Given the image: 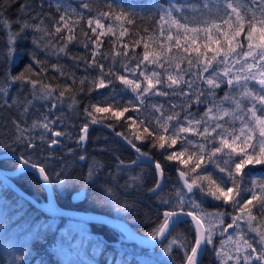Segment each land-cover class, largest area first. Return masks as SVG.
Masks as SVG:
<instances>
[{
    "label": "snow or ice",
    "instance_id": "1",
    "mask_svg": "<svg viewBox=\"0 0 264 264\" xmlns=\"http://www.w3.org/2000/svg\"><path fill=\"white\" fill-rule=\"evenodd\" d=\"M96 2L80 0L72 8L47 0L45 11V0H0L5 33L0 109L16 111L11 142L0 138V146L18 155L20 171L31 169L42 186L63 191L70 184L69 168L61 158L48 170L56 160L53 152L73 139L82 148L92 125L111 128L135 157L126 163L117 156L113 169L104 170L81 151L75 159L87 165L83 184L96 186L105 205L131 212L134 205L121 197L143 190L146 175L133 169L151 166L154 181L147 191L167 210L149 235L154 241L164 238L160 247L170 264H177L173 246L182 254L179 264H202L209 250L219 264H264V0L156 3L140 15L147 26L132 42L123 38L132 34L138 14L119 5L114 10L111 3L93 12L90 4ZM13 5L17 18L6 16ZM29 36L30 63L13 75L17 43ZM105 38L109 48L102 51ZM69 45L83 47L88 58L73 55ZM50 56L57 62L49 64ZM65 57L72 61L67 71L60 63ZM81 64L85 74L78 79L74 70ZM49 71L63 82L50 83ZM101 89H108L103 101L79 111L77 97ZM66 107L84 118L78 135L68 130ZM65 151L72 155L74 149ZM162 161L175 165L177 177L167 192ZM257 167L262 171L253 175ZM213 201L218 203L209 211L205 204ZM184 222L192 226V240L173 234ZM12 264H28L23 251Z\"/></svg>",
    "mask_w": 264,
    "mask_h": 264
},
{
    "label": "trees",
    "instance_id": "2",
    "mask_svg": "<svg viewBox=\"0 0 264 264\" xmlns=\"http://www.w3.org/2000/svg\"><path fill=\"white\" fill-rule=\"evenodd\" d=\"M53 3H55V0H53ZM60 3L70 5L72 8H77L80 0H60ZM108 3H111L113 5L114 10H116V6L119 5L126 10H134L138 14L136 17L137 24L131 26L132 34L123 38L126 42H132L134 39H136V33L140 32L141 29L147 26L146 23L141 22L140 15L150 13L153 9L154 4L156 3H164L165 6H167V0H97L96 3L90 4V7L93 9V12L105 11L107 10ZM44 10L49 11L47 7V0H45ZM51 11L54 13L55 9L53 8ZM6 16L9 18H17L18 13L15 5L6 9ZM31 39V36H29L26 40L19 41L17 43L18 54L16 62L12 67L13 75L19 73L25 67V65L30 63L28 53L33 48ZM145 39H147V37H145ZM4 41L5 33L3 30H0V50L4 49ZM108 48V38H105V44L102 51L107 50ZM69 51L73 55L88 58V54L83 47L69 45ZM41 59H43L42 54ZM56 62L57 58L55 56H50L48 58L49 64ZM60 63L65 66L66 71L69 70L72 65V61L68 60L66 57L61 59ZM3 71L4 65L0 64V73H3ZM74 74L78 79L85 74L83 70V64H81L80 68L74 70ZM91 75L94 76L95 71H91ZM54 76H58V74L52 71H49L47 73V79L50 83L61 84L63 82V78L52 79ZM70 82L71 81H69V83ZM87 87L88 85L86 84L85 88ZM218 91L221 95L223 94V89ZM107 92L108 89H101L99 91L93 90L91 94L85 92L78 96L77 99L79 100V111L82 112L83 108L86 105L95 104L97 100L103 101V96L101 94ZM13 94H15V92ZM34 103L36 108L40 109V111L43 110V108H40L39 102ZM130 114L131 113H129V115ZM15 118V109H0V138L9 139L11 137L13 132V125L11 123V120ZM32 118L35 117L33 116ZM32 118L28 120L29 124H31ZM69 121V132L74 136L78 135L79 128L84 123L83 116L79 114H77L76 116L71 115L69 117ZM106 123L111 124L113 123V121H106ZM122 124L123 121L118 122L117 130H121L119 125ZM108 129L109 128L102 127L100 125H92L89 128L87 141L82 148H77L75 139H73L72 141L68 142L64 148H58L53 152V156L56 157V160L51 164V167L48 170L57 168V166L61 162V158H63L69 168V187L63 191H56L57 202L60 206L66 209L78 210L82 212L101 213L109 215L111 217L123 219L127 221L132 227H134L141 235L145 237H151L149 234L162 221V214L165 210H167V206L161 205L156 199L151 198L150 194L147 191V189L153 184L154 181V171L151 166H149L148 164H142L140 165V167H136L133 169L134 173H139L141 169H143V172L146 175L144 177L145 187H143V190L128 192L125 194V196L121 197L122 199L126 197L130 201V203L134 205L135 210L131 212L118 211L115 206L105 205L100 200V193L96 186L89 187L83 184V178L86 173L87 165L84 163H78L75 159L81 151L86 154L89 162H96L103 165L104 170L113 169V166L116 164L117 156H119V158L126 163L132 161L135 157V153L129 150L128 147H126L120 141L119 137H116L114 133L112 131H109ZM10 142L11 141L9 139V143ZM65 148L74 149L72 155H68L65 151ZM17 151H20V149H18ZM150 151L155 154V158H160V154L156 149H150ZM0 153H13V151L11 148L0 146ZM40 159L42 161L43 157H41ZM162 163L166 165L165 176L167 184L165 187V192H167L168 186L175 185L177 180L176 173L174 171L175 165L170 164L167 161H162ZM0 166L6 170H14L18 166V164L15 159H5L0 161ZM245 171L248 170L245 169ZM260 171H262V169L257 167L253 169L252 174L255 175ZM103 178L106 179V177ZM125 179L126 177L124 175H121L118 178V183L122 185L125 182ZM14 181L25 192L37 199V201L42 202L47 199L45 190L42 186V182L36 177V175L23 173L18 175ZM82 188L84 190H81ZM80 191H83L85 193V198L81 202L74 203L71 197L75 193ZM0 199L6 206H8L9 208L11 207V209H13L15 212H22V215H26L27 218L25 221L31 223V226L43 220L49 221L51 219H54L52 217H49L39 209L33 207L27 200L17 195L9 186L1 182V180ZM216 203L218 202L213 201L210 203H206L205 207L209 211H213L214 205ZM225 207L230 208L231 205L229 204ZM58 220L62 222V225L68 222L67 219ZM30 225H28V227H30ZM86 226L89 227L90 232L93 234L96 240L92 248L95 250L97 249V261H99L98 264H154L148 263L142 259L139 260L138 258L140 257L138 256L140 255L136 252L146 253L148 251L140 248L136 244H129L126 240H124L123 235L116 231V229L98 224H89ZM181 230L183 231V235L186 236L188 240H192L194 238V233L192 232V226L190 223L185 222L181 224L176 229L174 234H179ZM43 231H45L44 239L40 243L36 242L33 244L34 246L32 252L34 255L31 256L30 262L28 264H53L52 255L50 254L49 249L53 247L56 242L58 230L50 227L46 230L43 229L42 232ZM215 239L218 243L221 237H216ZM230 244L231 242H229L226 246L231 247ZM120 247H122V249ZM139 248L141 250H138ZM160 249L161 247H158L153 251L159 252ZM91 251L93 250L90 249V252ZM133 252L135 253V255H133ZM135 256H137V258ZM179 257L181 258V256L179 255L176 256L177 260ZM202 264H219V262L213 255L212 251L209 250L205 254Z\"/></svg>",
    "mask_w": 264,
    "mask_h": 264
},
{
    "label": "rangeland",
    "instance_id": "3",
    "mask_svg": "<svg viewBox=\"0 0 264 264\" xmlns=\"http://www.w3.org/2000/svg\"><path fill=\"white\" fill-rule=\"evenodd\" d=\"M65 109L64 119L66 123H69V117L71 116V114L67 112H70V110H68L67 108ZM44 110L45 109H43L42 111ZM77 193H75L73 196H75ZM43 202H46V200L40 203ZM26 218L27 216L22 215V212H15L13 209H11V207L9 208L8 206H6L0 199V264H12L14 256H18L21 251H23L29 263L31 256L34 255L32 252L34 246L33 244L36 242L40 243L45 236V231L42 232V230H46L50 227L58 230L56 242L54 246L49 249V252L52 255L53 264L99 263V261H97V249L95 250L92 248L96 240L93 234L90 232L89 227L86 226L87 224L68 220V222L62 225V222L58 220L61 218L54 217V219H51L49 221L43 220L31 226V223L25 221ZM28 225H30V227H28ZM230 230L232 231V229H229V231ZM116 231L122 234L124 240L127 241V237L120 230L116 229ZM181 233L183 234L182 230L179 234ZM120 248L122 249V247ZM140 248L138 250H141ZM90 249L93 251L90 252ZM154 249L147 250L148 252L146 253L136 252L140 255L138 256L140 257L138 259H142L148 263L154 264H170L168 255L163 251L162 248L159 252H154ZM133 255H135V253ZM172 255L176 258L177 255L181 256L182 254L176 249L175 246H173ZM135 257L137 258V256ZM179 259L180 257L178 258V260L176 258L177 264H179Z\"/></svg>",
    "mask_w": 264,
    "mask_h": 264
},
{
    "label": "water",
    "instance_id": "4",
    "mask_svg": "<svg viewBox=\"0 0 264 264\" xmlns=\"http://www.w3.org/2000/svg\"><path fill=\"white\" fill-rule=\"evenodd\" d=\"M23 171H31V172L36 173L35 171L28 169V168H25ZM1 174H2V171H0V177L2 178ZM6 174L7 175H13L14 173H6ZM10 186L13 189V191H15L17 194H19L23 198H25L31 205H33L34 207H36L37 209H39L40 211H42L43 213H45L47 215H50L53 217L67 218V219H71L73 221L85 223V224L86 223L87 224H100V225H107L109 227L116 228V229L120 230L127 237V241L129 243H134V244L140 246L142 249L150 250V249L156 248L165 241L164 238H161V239L156 240V241H154L152 238H144V237L140 236L127 223H125L124 221L118 220V219H114V218H110V217H106V216H101V215H96V214H92V213H87V212L74 211V210H68V209L61 208L56 203L51 188H49L47 186H45V190L47 192L48 202L44 203V204L36 203L30 197L23 195L17 188H15L14 185L10 184ZM79 195H76L74 197L75 202H78V200H76V198ZM81 197H82V195H80L79 199ZM53 209H55V210H53ZM187 219L190 220V218H187ZM169 230H171V225H170ZM166 236H167V231H166Z\"/></svg>",
    "mask_w": 264,
    "mask_h": 264
},
{
    "label": "bare ground",
    "instance_id": "5",
    "mask_svg": "<svg viewBox=\"0 0 264 264\" xmlns=\"http://www.w3.org/2000/svg\"><path fill=\"white\" fill-rule=\"evenodd\" d=\"M109 131H112L111 130V128H109L108 129ZM58 148H61V147H57V149ZM5 159H15V160H17L18 162H19V167L17 168V169H14V170H6V169H4V168H2L1 166H0V171H2V174H1V176H2V178L0 177V180H1V182H3V183H5L7 186H9L10 188H11V186H10V184H12V185H14L15 186V188H17L23 195H25V196H28V197H30L31 199H33L36 203H38V204H44V203H47L48 202V196H47V192H46V190H45V186H43V188H44V190H45V193H46V202H43V203H40V202H38L35 198H33L31 195H29V194H27L26 192H24V190L16 183V182H14V180H15V178L18 176V175H20V174H23V173H30V174H34V175H36V177L42 182V180L38 177V175H37V173H34V172H31V171H20V168H21V166H22V162H21V160H19L18 159V155H16V154H14V153H0V161L1 160H5ZM6 173H14L13 175H7ZM10 183V184H9ZM12 189V188H11ZM13 190V189H12ZM52 190V193H53V196H54V198H55V201H56V203L58 204V206L59 207H61L60 205H59V203L57 202V198H56V191H54L53 189H51ZM15 192V191H14ZM16 193V192H15ZM17 194V193H16ZM82 195V197L79 199V197H80V195ZM17 195H19V194H17ZM76 195H79L77 198H76V200H81V201H83L84 200V198H85V193L83 192V191H81V192H79V193H77ZM75 195V196H76ZM20 196V195H19ZM74 196V197H75ZM22 197V196H21ZM23 198V197H22ZM25 199V198H24ZM74 199V198H73ZM26 200V199H25ZM81 201H79V202H81ZM74 203H78V202H75L74 201ZM33 206V205H32ZM34 207V206H33ZM36 208V207H35ZM61 208H63V207H61ZM64 209H66V208H64ZM68 210H70V209H68ZM74 211H78V210H74ZM82 212V211H81ZM87 213H92V214H96V213H93V212H87ZM47 215V214H46ZM96 215H101V214H96ZM49 217H52V218H54L53 216H50V215H48ZM101 216H106V217H110V218H114V219H118V220H121V221H124L125 223H127L125 220H123V219H120V218H117V217H111V216H109V215H101ZM55 218H60V217H55ZM61 219H67V218H61ZM67 220H70V221H73V220H71V219H67ZM87 224V223H86ZM131 228H133L135 231H136V229L134 228V227H132L129 223H127ZM87 225H89V224H87ZM98 225H100V224H98ZM180 225V224H179ZM178 225V226H179ZM104 226H107V225H104ZM177 226V227H178ZM176 227V228H177ZM116 229V228H115ZM176 230V229H175ZM137 232V231H136ZM138 233V232H137ZM139 234V233H138ZM140 236H142V237H144V238H149V237H145V236H143V235H141V234H139ZM128 242V241H127ZM166 241H164L163 243H165ZM129 243V242H128ZM129 244H134V243H129ZM160 246V245H159ZM158 246V247H159ZM140 247V246H139ZM157 248V247H156ZM154 249V248H153ZM150 250H152V249H150ZM205 254L206 253H204V255H203V258H202V261H203V259H204V257H205Z\"/></svg>",
    "mask_w": 264,
    "mask_h": 264
},
{
    "label": "flooded vegetation",
    "instance_id": "6",
    "mask_svg": "<svg viewBox=\"0 0 264 264\" xmlns=\"http://www.w3.org/2000/svg\"><path fill=\"white\" fill-rule=\"evenodd\" d=\"M16 161H17V160H16ZM17 164H18V166H17L15 169H17V168L19 167V165H20L18 161H17ZM144 165H147V164H144ZM143 187H145V184H144V183H143ZM73 198H74V196L71 197L72 201L74 202V199H73ZM79 201H81V200H78V202H79ZM230 231H231V230H230ZM230 231H229V232H230Z\"/></svg>",
    "mask_w": 264,
    "mask_h": 264
}]
</instances>
